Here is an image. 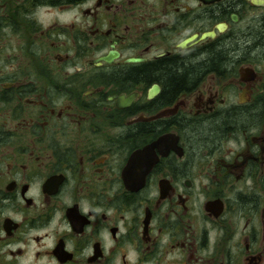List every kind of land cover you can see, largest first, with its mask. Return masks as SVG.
<instances>
[{
	"label": "flooded vegetation",
	"instance_id": "flooded-vegetation-1",
	"mask_svg": "<svg viewBox=\"0 0 264 264\" xmlns=\"http://www.w3.org/2000/svg\"><path fill=\"white\" fill-rule=\"evenodd\" d=\"M0 264H264V0H0Z\"/></svg>",
	"mask_w": 264,
	"mask_h": 264
}]
</instances>
